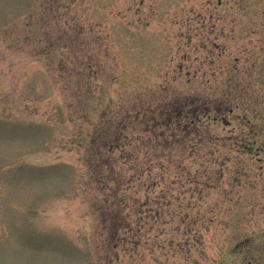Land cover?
Segmentation results:
<instances>
[{
    "label": "rangeland",
    "instance_id": "rangeland-1",
    "mask_svg": "<svg viewBox=\"0 0 264 264\" xmlns=\"http://www.w3.org/2000/svg\"><path fill=\"white\" fill-rule=\"evenodd\" d=\"M0 264H264V0H0Z\"/></svg>",
    "mask_w": 264,
    "mask_h": 264
},
{
    "label": "trees",
    "instance_id": "trees-1",
    "mask_svg": "<svg viewBox=\"0 0 264 264\" xmlns=\"http://www.w3.org/2000/svg\"><path fill=\"white\" fill-rule=\"evenodd\" d=\"M129 118L131 119V115H128L126 119H129ZM126 140H129V135H127V134H126ZM137 176H140V175H136L135 177H137ZM138 180L139 179H135L134 177L129 179V181L127 182V185H126V189L134 187Z\"/></svg>",
    "mask_w": 264,
    "mask_h": 264
}]
</instances>
